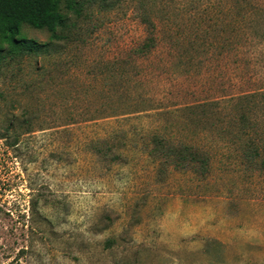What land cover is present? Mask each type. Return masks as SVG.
Wrapping results in <instances>:
<instances>
[{"label": "rangeland", "instance_id": "1", "mask_svg": "<svg viewBox=\"0 0 264 264\" xmlns=\"http://www.w3.org/2000/svg\"><path fill=\"white\" fill-rule=\"evenodd\" d=\"M60 7L0 63V264H264V0ZM158 133L208 173L160 171Z\"/></svg>", "mask_w": 264, "mask_h": 264}, {"label": "trees", "instance_id": "2", "mask_svg": "<svg viewBox=\"0 0 264 264\" xmlns=\"http://www.w3.org/2000/svg\"><path fill=\"white\" fill-rule=\"evenodd\" d=\"M104 3L108 0H92ZM61 0H0V63L28 55H35L44 44L21 35L20 27L28 24L36 29H46L50 40H57V29L63 24ZM76 6V7H75ZM80 4L67 2V7L74 12L80 11ZM156 41L151 35L144 37L139 52L155 48ZM148 156L157 164L160 171L172 166L179 170H192L196 174L205 176L209 169L210 156L208 153L184 143H175L171 139L153 134L148 142ZM95 152L110 162L120 161V155L112 150L107 139L98 140ZM253 151L248 158L254 160ZM246 157V159H248ZM108 246L110 244H107Z\"/></svg>", "mask_w": 264, "mask_h": 264}]
</instances>
